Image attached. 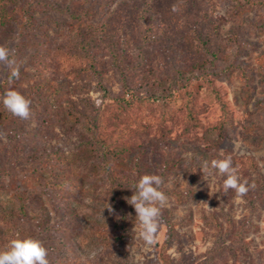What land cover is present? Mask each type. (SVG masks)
<instances>
[{
    "label": "rangeland",
    "instance_id": "1",
    "mask_svg": "<svg viewBox=\"0 0 264 264\" xmlns=\"http://www.w3.org/2000/svg\"><path fill=\"white\" fill-rule=\"evenodd\" d=\"M0 46L20 66L0 64V250L31 237L50 264H264V0H0ZM184 84L190 99L170 92ZM227 156L255 185L240 202L211 168ZM145 174L168 197L151 247L125 199Z\"/></svg>",
    "mask_w": 264,
    "mask_h": 264
},
{
    "label": "clouds",
    "instance_id": "2",
    "mask_svg": "<svg viewBox=\"0 0 264 264\" xmlns=\"http://www.w3.org/2000/svg\"><path fill=\"white\" fill-rule=\"evenodd\" d=\"M175 11V8L173 9ZM0 64L10 70L11 79H18L20 66L9 48L0 46ZM4 108L13 116L27 120L31 116V100L16 90H8L3 96ZM211 168L218 170L223 180L222 190L226 194L229 190L235 192V199L240 202L255 185H249L247 180H241L239 169L233 166L231 156L211 161ZM203 173L209 172L207 162L202 166ZM210 175V173H209ZM164 181L160 175L145 174L134 185L131 197H125L127 203L133 206L138 221V238L143 240L146 247L157 242V235L161 226L162 209L168 197L161 190ZM91 203V200L87 201ZM109 212L113 209L110 204L106 207ZM137 226H134V230ZM96 252L90 253V259H95ZM0 264H50L48 250L43 243L35 238L12 239L6 249L0 250Z\"/></svg>",
    "mask_w": 264,
    "mask_h": 264
},
{
    "label": "trees",
    "instance_id": "3",
    "mask_svg": "<svg viewBox=\"0 0 264 264\" xmlns=\"http://www.w3.org/2000/svg\"><path fill=\"white\" fill-rule=\"evenodd\" d=\"M123 88H125V89H127L128 91H127V93H129V94H131V96L133 95V93L130 91V89H129V85L126 83V81H124L123 82ZM181 88H185L184 89V91H183V93H181L183 96L184 95H187L188 96V99H190V96L188 95V94H190V92L188 91V89L186 88V85L184 84V85H182L180 88H177V87H172L171 88V90H170V92H176V90H178V92H177V94H175V96H177V97H180V91H181ZM169 94V93H168ZM136 95V98L137 97H139L138 96V94L136 93L135 94ZM132 98V97H131ZM130 98V99H131ZM140 99H138V100H142L143 101V97H139ZM145 98H147L148 99V97H145ZM137 100V99H136ZM118 101H121L122 103H126V104H130V102L128 101V100H126L124 97H121V99L120 100H118ZM106 153H110L112 156L114 155V153H112L113 151V149L110 147V146H108V145H106L105 147H104V149H103ZM109 157H110V155H109ZM105 166V165H104ZM106 167V166H105Z\"/></svg>",
    "mask_w": 264,
    "mask_h": 264
}]
</instances>
